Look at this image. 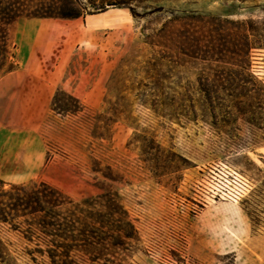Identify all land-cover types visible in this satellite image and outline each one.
I'll return each mask as SVG.
<instances>
[{"label":"rangeland","instance_id":"rangeland-1","mask_svg":"<svg viewBox=\"0 0 264 264\" xmlns=\"http://www.w3.org/2000/svg\"><path fill=\"white\" fill-rule=\"evenodd\" d=\"M77 3L76 19H19L10 25L7 51L13 56H7L0 78L9 67L45 76L53 64L63 69L51 96L55 104L50 100L43 112H27L39 117L34 132L41 165L32 179L3 183L41 181L74 199L95 192V181L116 192L131 238L116 247L105 241L99 263L72 253L75 264L226 263V256L201 252L195 222L227 213L230 203H242L256 221L264 215V107L254 104L243 115L232 110L226 123L221 117L212 121L195 84L206 64L173 57L179 38L160 40L165 48L152 44L161 26H201L197 16L263 27L264 0ZM14 26H50V36L33 38V54H24ZM250 73L264 85V50L252 51ZM66 95L81 107L75 116L64 113L73 107ZM35 146L27 135L28 168L39 154ZM23 169L16 159L11 171ZM262 220L249 246L263 251ZM15 222L0 224V264H49L33 253L34 243L24 240V227Z\"/></svg>","mask_w":264,"mask_h":264},{"label":"trees","instance_id":"trees-1","mask_svg":"<svg viewBox=\"0 0 264 264\" xmlns=\"http://www.w3.org/2000/svg\"><path fill=\"white\" fill-rule=\"evenodd\" d=\"M80 15L77 0H0V71L7 56H13L7 51V35L15 21L70 20ZM197 17L201 26H187L190 21L176 29L161 26L152 45L165 48L160 40L179 38L172 48L173 57L206 64L195 84L212 121L221 117L226 123L232 110L243 115L254 104L264 107V85L250 73L252 51L264 50V26H252L254 22L250 20L217 17L209 23L202 16ZM66 97L73 107L64 113L75 116L81 107L75 99ZM54 104L55 95L51 99ZM91 187L95 192L74 199L41 181L8 185L0 181V224L16 227L19 219L24 240L33 242V253L47 258L49 264H75L72 253L99 263V248L104 242L108 241L109 247L122 245L121 239H130L133 228L110 186L95 181Z\"/></svg>","mask_w":264,"mask_h":264},{"label":"crops","instance_id":"crops-1","mask_svg":"<svg viewBox=\"0 0 264 264\" xmlns=\"http://www.w3.org/2000/svg\"><path fill=\"white\" fill-rule=\"evenodd\" d=\"M47 27L14 26L12 35L16 46L25 54H33L34 39H49ZM34 36V37H33ZM41 38V39H40ZM25 48V49H24ZM30 48V49H28ZM60 65V64H59ZM48 68V75L39 71H10L0 78V181L22 182L32 179L41 165L42 151L35 136L34 127L38 114L31 117L27 112H43L50 103L54 89L60 83L62 66ZM47 69V68H46ZM27 135L31 137L38 155L31 168L27 166L29 154L26 148ZM28 155V156H27ZM16 159L24 169L16 173L23 178L14 177L12 168ZM227 213L201 215L196 220L194 239L198 248L210 256H226V263L211 264H264V248L249 246L254 241L253 232L258 228L264 215L258 221L249 216L242 203L227 204ZM263 216V217H262ZM252 218V219H251ZM262 220V221H261ZM256 222V226L255 223ZM254 223V224H253ZM254 228V229H253Z\"/></svg>","mask_w":264,"mask_h":264}]
</instances>
